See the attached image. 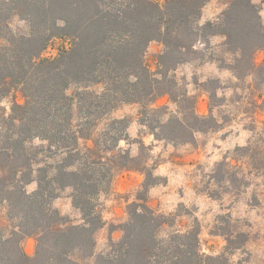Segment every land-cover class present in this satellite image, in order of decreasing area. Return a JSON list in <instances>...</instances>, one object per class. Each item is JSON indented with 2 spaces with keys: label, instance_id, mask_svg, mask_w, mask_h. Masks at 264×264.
<instances>
[{
  "label": "trees",
  "instance_id": "trees-1",
  "mask_svg": "<svg viewBox=\"0 0 264 264\" xmlns=\"http://www.w3.org/2000/svg\"><path fill=\"white\" fill-rule=\"evenodd\" d=\"M208 1L0 0V203L19 219L10 234L0 229V264H232L230 254L243 247L246 235L226 232V249L217 255L202 250L198 226L162 236L168 218L148 199L160 177L148 159L120 145L130 137L129 119L111 118L99 129L126 103L140 105L141 123L160 140L193 143L196 132L219 128L214 114L198 113V95L170 74L187 60L184 52L195 47L201 33L226 37L239 77L256 74L264 80V61H255V53L264 49L260 6L229 0L222 16L201 24ZM15 18L26 22L27 31L12 28ZM54 38H69L71 44L55 57H42ZM152 41L166 47L158 75L146 61ZM13 91L23 102L14 99L8 112L1 103ZM164 95L175 109L156 105ZM139 142L140 154L150 149ZM257 143L237 146L235 152L253 163L260 155ZM122 170H137L146 178L128 206L123 236L92 263L96 232L106 223L101 196ZM248 173L226 159L212 177L239 190L249 183ZM32 181L38 187L28 192ZM68 187L82 213L80 224H66L53 205ZM29 235L37 238L34 256L23 249Z\"/></svg>",
  "mask_w": 264,
  "mask_h": 264
},
{
  "label": "rangeland",
  "instance_id": "rangeland-1",
  "mask_svg": "<svg viewBox=\"0 0 264 264\" xmlns=\"http://www.w3.org/2000/svg\"><path fill=\"white\" fill-rule=\"evenodd\" d=\"M164 3L165 0H154ZM229 0H210L203 7L202 14L224 7ZM260 6L264 22V0H253ZM223 11L214 19L222 16ZM208 21V20H207ZM207 21L200 18V23ZM12 28L19 32L27 31L24 20H12ZM194 48L184 52L187 60L170 71L181 86L190 94L198 95L197 111L202 115L214 114L220 127L195 133L193 143L176 144L160 140L151 133L150 128L140 121V105L122 104L112 111L99 125V129L111 118L129 119V139L121 140L123 148L130 149L133 156L142 155L154 173L160 177L156 191L148 194L149 205L158 213L165 215L167 223L162 229V236L178 229L187 231L193 226L200 228L202 250L207 254H221L226 249V232H243L247 241L240 249L230 254L232 264H264V80L256 74H243L241 77L234 69L236 55L227 49L224 35L201 33ZM69 38H54L42 54V57H55L64 47H69ZM160 41H152L146 52V61L153 73L158 75L162 66L160 55L165 50ZM255 61H264V49L255 53ZM214 63L213 65L210 64ZM209 63V64H208ZM73 91V89H71ZM216 93L214 98L211 97ZM23 102L19 91H13L4 98L2 105L10 111L12 102ZM175 104L169 95L160 97L156 105ZM150 149L140 154L141 143ZM39 140L35 144H39ZM250 142L257 143L259 157L253 163L248 157L236 154L237 146ZM233 165L245 167L249 183L241 189L230 187V183H218L213 177L216 165L226 160ZM258 166L259 168L255 167ZM157 168L163 173H157ZM130 171L138 174L126 179ZM146 175L137 170L118 172L112 183V189L101 196L102 214L105 225L96 232V253L90 259L94 262L97 255L107 252L111 242L123 236V224L129 219L130 203L136 200ZM155 185V186H157ZM153 186V187H155ZM38 187L37 181L27 185L28 192ZM71 187L60 192L53 200L54 207L66 216V224H80L81 211L72 203ZM19 219L10 217L9 206L0 203V229L10 234L18 229ZM37 247L35 235L26 236L23 249L29 256H34Z\"/></svg>",
  "mask_w": 264,
  "mask_h": 264
},
{
  "label": "crops",
  "instance_id": "crops-1",
  "mask_svg": "<svg viewBox=\"0 0 264 264\" xmlns=\"http://www.w3.org/2000/svg\"><path fill=\"white\" fill-rule=\"evenodd\" d=\"M223 9H224V7H221V8H218V9H216V10H212L211 12H209L208 14H206V12H205V10H204V12H203V14H202V19H204V21H207V20H212V19H214V18H216L222 11H223ZM209 64V63H208ZM210 64H214V63H211L210 62ZM131 173H130V175L128 176H126V179H130L131 180V178H135V175L137 176V177H140L138 174H136V173H134V172H132V171H130ZM157 173H163V170H160L159 168H157ZM156 187H159V185H157V186H155V187H152L151 188V190H152V192L153 191H156L155 189H156Z\"/></svg>",
  "mask_w": 264,
  "mask_h": 264
}]
</instances>
